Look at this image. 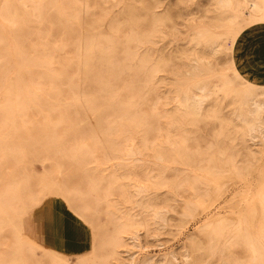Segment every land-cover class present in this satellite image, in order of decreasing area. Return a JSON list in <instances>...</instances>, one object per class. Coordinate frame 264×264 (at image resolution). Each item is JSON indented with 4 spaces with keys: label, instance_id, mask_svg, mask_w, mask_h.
Returning a JSON list of instances; mask_svg holds the SVG:
<instances>
[{
    "label": "rangeland",
    "instance_id": "374dc122",
    "mask_svg": "<svg viewBox=\"0 0 264 264\" xmlns=\"http://www.w3.org/2000/svg\"><path fill=\"white\" fill-rule=\"evenodd\" d=\"M220 1L0 0V264H264L261 21ZM51 200L89 252L20 240Z\"/></svg>",
    "mask_w": 264,
    "mask_h": 264
},
{
    "label": "crops",
    "instance_id": "0c3cea01",
    "mask_svg": "<svg viewBox=\"0 0 264 264\" xmlns=\"http://www.w3.org/2000/svg\"><path fill=\"white\" fill-rule=\"evenodd\" d=\"M235 55L240 72L256 85L264 86V22H258L242 32ZM69 212L60 202L47 201L27 217L28 236L48 247L45 249L67 255L78 256L89 252L93 234L86 224L80 220L87 229Z\"/></svg>",
    "mask_w": 264,
    "mask_h": 264
},
{
    "label": "bare ground",
    "instance_id": "6f19581e",
    "mask_svg": "<svg viewBox=\"0 0 264 264\" xmlns=\"http://www.w3.org/2000/svg\"><path fill=\"white\" fill-rule=\"evenodd\" d=\"M219 3L222 6H226L229 4V1L228 0H221ZM240 5H241V3H240ZM240 7L242 8L244 15L247 16L248 21H257V20H259L261 22L264 21V0H244L243 5H241ZM257 17L259 19H256ZM235 43H236V41H234L232 43V46H231L233 50H234ZM231 64L233 66H235V64H236L235 57L232 59ZM260 87H262V86H260ZM245 124L249 128H261L264 126V102L253 101L252 108L249 109V113L247 114V118H245ZM74 213L76 216L80 217L78 212H74ZM26 217H27V215H24L17 222V223H19V226H17L18 234H19L20 240L28 239L29 241H31V244H32L33 240L28 236L27 230H26ZM58 252L52 251V253L54 254V256L56 258H58V259L61 258L64 260L72 259L71 257L60 254ZM78 258H81V257H78Z\"/></svg>",
    "mask_w": 264,
    "mask_h": 264
}]
</instances>
